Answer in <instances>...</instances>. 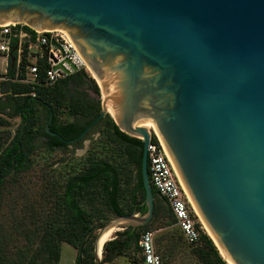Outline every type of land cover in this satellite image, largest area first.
I'll use <instances>...</instances> for the list:
<instances>
[{"label": "water", "instance_id": "95a60500", "mask_svg": "<svg viewBox=\"0 0 264 264\" xmlns=\"http://www.w3.org/2000/svg\"><path fill=\"white\" fill-rule=\"evenodd\" d=\"M7 22L65 30L106 96L100 117L108 100L120 129L143 141L147 213L107 221L96 264L107 227L154 215L143 121L228 260L264 264V0H0Z\"/></svg>", "mask_w": 264, "mask_h": 264}, {"label": "trees", "instance_id": "16d2710c", "mask_svg": "<svg viewBox=\"0 0 264 264\" xmlns=\"http://www.w3.org/2000/svg\"><path fill=\"white\" fill-rule=\"evenodd\" d=\"M15 74L16 68L10 66L9 75L13 79L0 80V114L21 117L13 137L7 131L0 134V196L9 185H19L20 176L31 168L30 154L37 147V139H44L48 150H67L70 145H81L96 126L103 128L96 150H90L83 159L71 158L64 183L58 181L48 187L49 182L43 202L38 204L25 196L27 201L21 211L11 206L13 223L8 227L0 223V264H59L63 242L76 247L74 264H96L94 231L111 216L147 213L142 178L143 141L123 132L110 114L100 117L101 89L86 69L53 86L25 83L14 79ZM64 108L66 112L62 111ZM63 113H68L65 121ZM3 122L0 117V125ZM47 124L56 134L48 133ZM153 190L155 209L151 221L136 229L129 226L108 240L103 247V263L124 255L132 259V264H144L140 237L150 231L158 218H167L164 225L174 226L178 238L184 237L167 198L154 186ZM21 236L26 242L17 246L16 239ZM174 237L171 233L155 238L164 264L169 252L180 244ZM166 238L169 243L164 241ZM195 244V253L202 264H228L206 232ZM12 246H17L14 251Z\"/></svg>", "mask_w": 264, "mask_h": 264}, {"label": "built area", "instance_id": "2783aa9c", "mask_svg": "<svg viewBox=\"0 0 264 264\" xmlns=\"http://www.w3.org/2000/svg\"><path fill=\"white\" fill-rule=\"evenodd\" d=\"M14 47H17L16 50H13ZM13 57L15 62L12 66ZM10 66L16 68L14 79L30 84L43 82L50 86L78 70L87 68L65 30H40L25 22L0 24V80L13 79L9 75ZM148 162L151 183L167 198L184 237L190 243L200 241L202 233L207 232L205 224L163 141L156 133L151 135ZM139 245L144 264H164L157 251L153 231L143 232Z\"/></svg>", "mask_w": 264, "mask_h": 264}, {"label": "rangeland", "instance_id": "374dc122", "mask_svg": "<svg viewBox=\"0 0 264 264\" xmlns=\"http://www.w3.org/2000/svg\"><path fill=\"white\" fill-rule=\"evenodd\" d=\"M86 71L92 76L93 73L91 69L88 67ZM93 77V76H92ZM91 96L97 97V95L88 90ZM102 92H100L99 99L103 101ZM67 109L64 108L63 112H66ZM109 114V113H107ZM68 113L61 114L62 119L65 121L68 119ZM0 117L4 119V122L0 125V134L4 131L9 132L10 137L16 133L17 128L21 124V117L14 116L9 117L5 114H0ZM71 118V117H70ZM152 133H155L153 127L149 126ZM103 127L96 126L94 131L86 137L81 145H70L67 150L57 149V150H48L46 149V145L44 143V139L36 140V149L30 154V159L32 160L31 168L23 173L20 176L19 185H9L7 190L3 193V196H0V223H3L5 227H8L13 223L14 216L11 213V206H17V210L21 211L26 204V197L29 196L35 199V202L41 203L45 200V193L48 192L47 185L50 187L53 183L61 181L64 183V179L67 177L68 170L70 169V164L72 159L75 160L83 159L90 150H96L94 147L96 146V141L102 137V129ZM3 139V138H2ZM72 158V159H71ZM63 160V161H62ZM16 201V202H15ZM17 204H15V203ZM26 206L25 208H27ZM138 215H143L141 213H136ZM115 217V216H114ZM111 216V219L114 218ZM167 218H158L154 221L152 226L150 227V231L154 232L155 238L158 235H167L173 234L174 239L179 240L180 244L173 249L172 252H169V255L165 259V264H202L198 259L194 247L196 244H191L184 239V237L178 238V233H176L174 226L164 225V222ZM116 231L111 239L116 238L118 232H122L130 226L129 223H117L115 224ZM100 228L94 231L97 236ZM207 230V229H206ZM209 236V232H206ZM211 237V236H210ZM212 238V237H211ZM214 241V239L212 238ZM17 246L26 242L25 237H18L16 239ZM169 243L168 238L164 240ZM96 242V240H95ZM215 243V241H214ZM199 244V243H198ZM216 244V243H215ZM12 246V251L17 247ZM218 248V247H217ZM219 249V248H218ZM220 252V250H219ZM134 253V252H133ZM222 253V252H221ZM220 253V254H221ZM136 255V253L134 254ZM223 255V254H222ZM77 256V249L75 246L68 242L62 243V255L59 264H74L73 259ZM224 256V255H223ZM103 258V254L101 259ZM132 259L122 255L117 257L114 261H106L103 264H132Z\"/></svg>", "mask_w": 264, "mask_h": 264}, {"label": "bare ground", "instance_id": "6f19581e", "mask_svg": "<svg viewBox=\"0 0 264 264\" xmlns=\"http://www.w3.org/2000/svg\"><path fill=\"white\" fill-rule=\"evenodd\" d=\"M88 68L91 69L90 67H88ZM91 71H92V70H91ZM92 73H93V72H92ZM93 76L95 77L94 73H93ZM95 78H96V77H95ZM97 81H98V80H97ZM98 83H99V82H98ZM102 91H103V90H102ZM103 96H104V98L106 97L105 94H104V92H103ZM102 99H103V98H102ZM105 105L107 106V109H108L109 113L114 114L113 111H112V108H111V106H110V104H109V102H108V100L105 102ZM139 125H144V126H147V127H149V126L153 127L154 130H155V133H156L159 137H161L160 134H159V132H158L157 127L155 126V124H154L153 122H151V121H143V122H140ZM149 129H150V127H149ZM150 130H151V129H150ZM163 143H164V142H163ZM164 145H165V144H164ZM183 184H184V183H183ZM202 220H203V219H202ZM121 222H122V221H121ZM203 222H204V220H203ZM118 223H120V222H118ZM122 223H124V222H122ZM115 224H117V223H115ZM115 224H113V225L107 227V228L104 230V232L102 233V235L100 236V238H99V243H98V255H99V256H101V255L103 254L102 250H103V246H104V244H105L108 240H110V239L113 237L114 232H115L116 229H117L116 226H115ZM204 224H205V227H206V229L208 230L209 234L213 237V239L215 240V242H217L216 239H215V237L212 235V233H211L209 227L207 226V224H206L205 222H204ZM217 245H218L220 251L222 252V254L224 255V257L227 259L228 263L233 264V263H231V262L228 260L227 256L225 255L224 251L222 250V248H221V246L219 245L218 242H217Z\"/></svg>", "mask_w": 264, "mask_h": 264}, {"label": "crops", "instance_id": "0c3cea01", "mask_svg": "<svg viewBox=\"0 0 264 264\" xmlns=\"http://www.w3.org/2000/svg\"><path fill=\"white\" fill-rule=\"evenodd\" d=\"M75 259H76V258L73 259V263H75ZM116 259H117V258H116ZM116 259H115V260H116ZM113 261H114V260H113ZM59 263H60V262H59Z\"/></svg>", "mask_w": 264, "mask_h": 264}]
</instances>
